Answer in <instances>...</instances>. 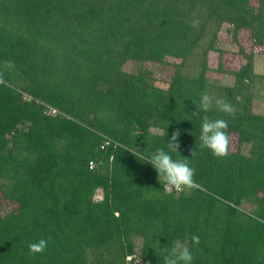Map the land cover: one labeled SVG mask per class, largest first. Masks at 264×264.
<instances>
[{
	"label": "trees",
	"instance_id": "1",
	"mask_svg": "<svg viewBox=\"0 0 264 264\" xmlns=\"http://www.w3.org/2000/svg\"><path fill=\"white\" fill-rule=\"evenodd\" d=\"M225 25L264 47V0H0V196L14 205L0 213V264H130L137 242L139 264H164L186 237L192 264H264V74L241 47L245 63L224 65ZM170 59L165 88L124 70ZM205 93L235 118L215 105L194 116ZM203 115L227 120L226 157L201 148ZM177 130L171 155L188 158L196 186L166 193L147 158Z\"/></svg>",
	"mask_w": 264,
	"mask_h": 264
},
{
	"label": "clouds",
	"instance_id": "2",
	"mask_svg": "<svg viewBox=\"0 0 264 264\" xmlns=\"http://www.w3.org/2000/svg\"><path fill=\"white\" fill-rule=\"evenodd\" d=\"M9 66L11 67L12 65L10 64ZM213 105L226 116L235 118L236 108L232 103L223 98L210 96L207 93L201 96L195 105L196 111L192 114L201 116L202 113H208L213 108ZM227 129V120L222 118L210 119L207 115H203L199 137L201 148L210 151L215 158L226 157L231 144V136ZM179 136L180 132L177 130L172 134L171 139L167 140V150L159 148L147 158V164H150L158 173L159 181H163V189L166 193L173 190L177 193L192 191L196 186L194 179L195 169L190 166L188 158L173 159L171 155V153L179 152ZM132 155L145 159L142 152L138 149ZM195 155L196 152L192 149L191 157ZM190 241L195 245H199L200 238L191 236ZM188 243L189 238L186 237L183 241L176 240L170 249L165 248L164 250L167 254L164 256V264H192L194 257ZM47 246L48 240L46 239L30 243L28 246L29 254L31 256L42 254Z\"/></svg>",
	"mask_w": 264,
	"mask_h": 264
},
{
	"label": "rangeland",
	"instance_id": "3",
	"mask_svg": "<svg viewBox=\"0 0 264 264\" xmlns=\"http://www.w3.org/2000/svg\"><path fill=\"white\" fill-rule=\"evenodd\" d=\"M227 26L222 27V31L220 32V42L218 46L223 48V59L222 62L227 68L237 70L241 65L245 63V59L239 53V48L244 51L245 54H251L252 51L255 53V71L258 74H264V47H256L252 45V40L250 37V33L247 30H243L237 33V39L234 41L232 37V33L226 32ZM168 65L156 64V63H127L124 67V70L128 72H136L139 68L147 69L151 72L150 83L154 85L165 88L167 83L169 82L174 68L173 65L176 63V60H169ZM218 62V55L216 53H211L210 56V66L216 67ZM212 76V80L214 79L216 85L223 86H232L233 78L231 76L226 75H216L215 73H210ZM253 111L257 114L264 115V102L259 100H255L253 102ZM153 132H157L154 130ZM247 149H244V152ZM103 199V191L101 189H97L94 193L93 200L100 201ZM13 203H9L6 200L2 199L0 196V213L13 208ZM254 209L253 203L244 201L240 206V211L245 212L247 214L251 213ZM135 252L133 256H131L130 264H139L140 256H141V243L137 242Z\"/></svg>",
	"mask_w": 264,
	"mask_h": 264
},
{
	"label": "built area",
	"instance_id": "4",
	"mask_svg": "<svg viewBox=\"0 0 264 264\" xmlns=\"http://www.w3.org/2000/svg\"><path fill=\"white\" fill-rule=\"evenodd\" d=\"M93 167V163H90V168ZM127 260L130 262L131 261V257H128Z\"/></svg>",
	"mask_w": 264,
	"mask_h": 264
}]
</instances>
